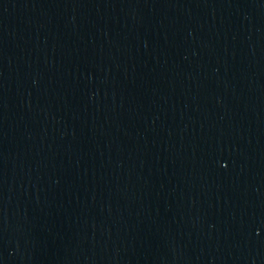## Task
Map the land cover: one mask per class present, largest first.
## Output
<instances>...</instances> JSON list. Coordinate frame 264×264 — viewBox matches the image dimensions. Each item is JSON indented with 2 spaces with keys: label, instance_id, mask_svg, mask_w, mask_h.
<instances>
[{
  "label": "water",
  "instance_id": "obj_1",
  "mask_svg": "<svg viewBox=\"0 0 264 264\" xmlns=\"http://www.w3.org/2000/svg\"><path fill=\"white\" fill-rule=\"evenodd\" d=\"M0 264H264V0H0Z\"/></svg>",
  "mask_w": 264,
  "mask_h": 264
}]
</instances>
